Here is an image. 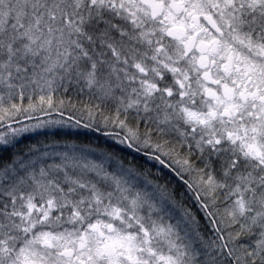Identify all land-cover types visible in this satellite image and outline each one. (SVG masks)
Listing matches in <instances>:
<instances>
[{"label":"snow or ice","instance_id":"6c2138e0","mask_svg":"<svg viewBox=\"0 0 264 264\" xmlns=\"http://www.w3.org/2000/svg\"><path fill=\"white\" fill-rule=\"evenodd\" d=\"M0 264H264V0H0Z\"/></svg>","mask_w":264,"mask_h":264}]
</instances>
